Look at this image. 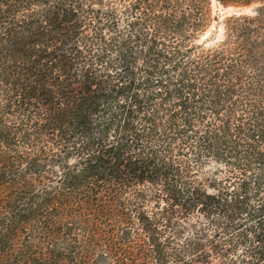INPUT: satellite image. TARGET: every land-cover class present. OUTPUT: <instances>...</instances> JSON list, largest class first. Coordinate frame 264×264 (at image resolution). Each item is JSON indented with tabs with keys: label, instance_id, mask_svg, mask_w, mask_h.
I'll return each instance as SVG.
<instances>
[{
	"label": "trees",
	"instance_id": "1",
	"mask_svg": "<svg viewBox=\"0 0 264 264\" xmlns=\"http://www.w3.org/2000/svg\"><path fill=\"white\" fill-rule=\"evenodd\" d=\"M209 1L0 0V264H264V6Z\"/></svg>",
	"mask_w": 264,
	"mask_h": 264
},
{
	"label": "rangeland",
	"instance_id": "2",
	"mask_svg": "<svg viewBox=\"0 0 264 264\" xmlns=\"http://www.w3.org/2000/svg\"><path fill=\"white\" fill-rule=\"evenodd\" d=\"M264 6V0H234L227 6H222L217 0H210L208 6L209 22L203 33L196 39V44H202L205 49L217 45L224 37V20L229 17L254 16L255 11ZM215 166L206 169L204 178L213 177ZM211 264H221L212 260Z\"/></svg>",
	"mask_w": 264,
	"mask_h": 264
}]
</instances>
